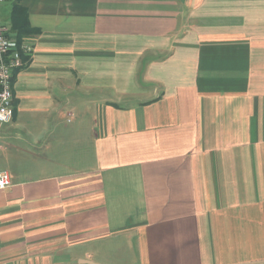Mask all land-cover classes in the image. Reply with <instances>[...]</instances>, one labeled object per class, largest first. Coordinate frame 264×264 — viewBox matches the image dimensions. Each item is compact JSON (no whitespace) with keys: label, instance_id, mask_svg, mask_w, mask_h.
Masks as SVG:
<instances>
[{"label":"crops","instance_id":"0c3cea01","mask_svg":"<svg viewBox=\"0 0 264 264\" xmlns=\"http://www.w3.org/2000/svg\"><path fill=\"white\" fill-rule=\"evenodd\" d=\"M20 2L0 264H264V0Z\"/></svg>","mask_w":264,"mask_h":264},{"label":"built area","instance_id":"2783aa9c","mask_svg":"<svg viewBox=\"0 0 264 264\" xmlns=\"http://www.w3.org/2000/svg\"><path fill=\"white\" fill-rule=\"evenodd\" d=\"M6 0H0V124L10 123L14 116L13 84L17 70L27 64L26 58L32 54L33 47L24 38L19 41L11 29L2 23V6ZM11 185L7 172L0 171V190Z\"/></svg>","mask_w":264,"mask_h":264},{"label":"trees","instance_id":"16d2710c","mask_svg":"<svg viewBox=\"0 0 264 264\" xmlns=\"http://www.w3.org/2000/svg\"><path fill=\"white\" fill-rule=\"evenodd\" d=\"M12 30L16 33L19 41H22L32 34L38 33V30L31 26L28 11L21 5L20 0H17L13 7Z\"/></svg>","mask_w":264,"mask_h":264}]
</instances>
